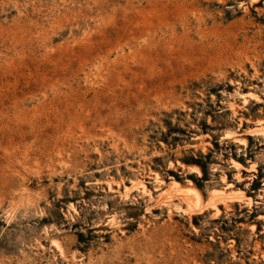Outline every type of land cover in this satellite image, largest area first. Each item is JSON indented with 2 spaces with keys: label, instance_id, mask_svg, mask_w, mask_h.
I'll use <instances>...</instances> for the list:
<instances>
[{
  "label": "rangeland",
  "instance_id": "rangeland-1",
  "mask_svg": "<svg viewBox=\"0 0 264 264\" xmlns=\"http://www.w3.org/2000/svg\"><path fill=\"white\" fill-rule=\"evenodd\" d=\"M0 264H264V0H0Z\"/></svg>",
  "mask_w": 264,
  "mask_h": 264
},
{
  "label": "bare ground",
  "instance_id": "bare-ground-1",
  "mask_svg": "<svg viewBox=\"0 0 264 264\" xmlns=\"http://www.w3.org/2000/svg\"><path fill=\"white\" fill-rule=\"evenodd\" d=\"M190 202V201H189Z\"/></svg>",
  "mask_w": 264,
  "mask_h": 264
}]
</instances>
